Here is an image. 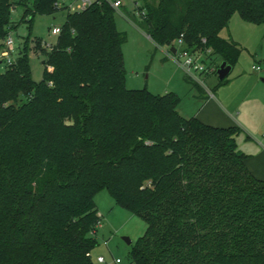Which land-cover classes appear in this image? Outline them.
Wrapping results in <instances>:
<instances>
[{"label":"trees","instance_id":"1","mask_svg":"<svg viewBox=\"0 0 264 264\" xmlns=\"http://www.w3.org/2000/svg\"><path fill=\"white\" fill-rule=\"evenodd\" d=\"M56 1L22 5L18 23L31 30ZM141 1L137 23L154 43L181 39L180 48L232 66L241 49L220 35L232 14L264 23V0ZM12 7L0 0V52ZM114 12L106 0L67 11L55 43L41 49L39 81L30 33L0 73V264H95L103 189L146 222L133 264H264V179L237 148L239 127L183 117L174 92L126 87Z\"/></svg>","mask_w":264,"mask_h":264},{"label":"rangeland","instance_id":"2","mask_svg":"<svg viewBox=\"0 0 264 264\" xmlns=\"http://www.w3.org/2000/svg\"><path fill=\"white\" fill-rule=\"evenodd\" d=\"M31 0H12L11 23L14 27L10 31L13 39L11 58L15 59L20 50H23L24 40L30 33L27 54L31 66V74L35 81L42 77L44 65V51L47 45H53L57 35L51 33L53 27H59L66 16V9L59 7L53 15L37 14L34 17L32 28L29 30L26 23H18L24 7L30 5ZM61 1V0H59ZM66 1V0H62ZM135 0H124L120 12H114L117 29L125 36L122 44L124 67L126 69L125 85L128 88L147 89L153 94L174 92L180 98L177 110L185 118L196 116L207 96L219 98L223 112L229 113L239 127L235 137L237 148L248 154L255 151L256 146L247 137L246 127L251 130V138L263 140L256 130L264 120V23L257 24L242 19L237 12L233 13L227 26L220 35L234 41L241 49V53L232 66L231 72L220 81L216 70L222 62L219 55L207 51L202 57L207 66L215 71L210 74L199 75L198 79L189 77L179 62L180 47L176 44V58L170 48L154 43L137 23V11L134 8ZM137 4H142L137 0ZM133 14L136 16L134 17ZM136 20V21H135ZM40 39V47L33 43V39ZM43 49V50H41ZM6 64L0 62V73L5 70ZM259 67V69H256ZM51 69V68H49ZM195 84L198 86H195ZM95 203L101 216L98 225L91 236L96 239V245L91 251L95 264H133L130 259V250L137 239L143 235L146 222L138 215L115 203L110 193L103 189L96 193ZM128 238L130 243L125 239ZM102 256L104 261L97 262ZM120 262L116 263L115 260Z\"/></svg>","mask_w":264,"mask_h":264},{"label":"built area","instance_id":"3","mask_svg":"<svg viewBox=\"0 0 264 264\" xmlns=\"http://www.w3.org/2000/svg\"><path fill=\"white\" fill-rule=\"evenodd\" d=\"M96 0H66V1H59L57 0L55 5L59 9V7L66 9L68 12H81L84 11L92 2ZM110 6L115 10L120 12V8L124 5V0H106ZM121 13V12H120ZM122 14V13H121ZM51 33L54 35H58L60 33V26L59 27H53L51 29ZM4 49L0 52V62H4L6 65H10L13 62V58H11V54L13 51V39L10 36V33L6 36L4 40ZM182 44L181 39L177 41V45L180 46ZM47 48H51L52 45L44 44ZM178 56L182 59L181 66L184 68L186 74L191 77L192 79L197 80L199 75H205L210 74L215 71V68L212 66H207V64L204 63L202 57L206 55V53H203L201 51H195V52H188L182 48L179 49ZM173 53L174 58H176L175 54ZM177 59V58H176ZM178 60V59H177ZM256 69H259V67H256ZM262 135L264 136V129ZM100 225V223H99ZM89 255V253H87ZM97 262H103L104 259L102 256H98L96 258ZM116 263H119L120 260L116 259Z\"/></svg>","mask_w":264,"mask_h":264},{"label":"crops","instance_id":"4","mask_svg":"<svg viewBox=\"0 0 264 264\" xmlns=\"http://www.w3.org/2000/svg\"><path fill=\"white\" fill-rule=\"evenodd\" d=\"M43 63V61H42ZM261 100H264V95ZM206 102L202 105L201 109L198 111L195 117H197L200 121L212 125V126H235V122L232 117L227 114V112H223L225 107L223 106L222 101L216 96L212 99H209L207 96ZM222 107V108H221ZM264 129V120L262 125L256 130V133H260L263 140H257L256 138H251V130L246 127L247 137L250 142L254 146H256L255 151L252 153H248V158L246 160V164L248 169L258 178L264 179V136L262 135Z\"/></svg>","mask_w":264,"mask_h":264},{"label":"water","instance_id":"5","mask_svg":"<svg viewBox=\"0 0 264 264\" xmlns=\"http://www.w3.org/2000/svg\"><path fill=\"white\" fill-rule=\"evenodd\" d=\"M171 52L175 53L176 49L174 47L170 48ZM232 65L228 64L226 61H222L216 70V74L219 80H223L227 75L231 72ZM128 243L130 240L128 238L125 239Z\"/></svg>","mask_w":264,"mask_h":264}]
</instances>
